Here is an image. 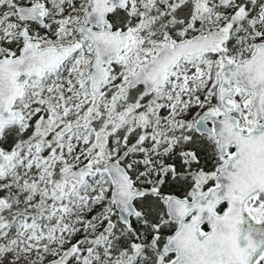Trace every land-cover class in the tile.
Segmentation results:
<instances>
[{
    "label": "snow or ice",
    "instance_id": "snow-or-ice-1",
    "mask_svg": "<svg viewBox=\"0 0 264 264\" xmlns=\"http://www.w3.org/2000/svg\"><path fill=\"white\" fill-rule=\"evenodd\" d=\"M0 264H264V0H0Z\"/></svg>",
    "mask_w": 264,
    "mask_h": 264
}]
</instances>
